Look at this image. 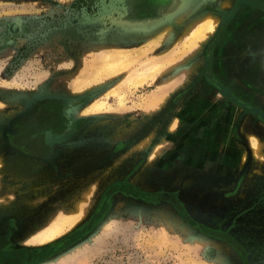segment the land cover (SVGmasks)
Instances as JSON below:
<instances>
[{"label": "rangeland", "instance_id": "1", "mask_svg": "<svg viewBox=\"0 0 264 264\" xmlns=\"http://www.w3.org/2000/svg\"><path fill=\"white\" fill-rule=\"evenodd\" d=\"M233 1L0 0V223L9 214L27 221L17 242L43 250L36 264H264V119L222 91L264 113V9L241 5L222 22ZM207 15L216 24L196 40ZM116 50L138 56L106 72ZM175 50L141 84L112 93ZM47 111L75 117L79 131L59 144L56 172L9 147L56 126ZM106 190L105 215L71 237ZM82 200L88 208L74 227L28 241Z\"/></svg>", "mask_w": 264, "mask_h": 264}, {"label": "flooded vegetation", "instance_id": "2", "mask_svg": "<svg viewBox=\"0 0 264 264\" xmlns=\"http://www.w3.org/2000/svg\"><path fill=\"white\" fill-rule=\"evenodd\" d=\"M248 2H252V5H246L248 7L258 8V9H264V0H248ZM235 16H233L230 19H226V21H230L234 19ZM223 27L220 26L219 29L215 32L214 38L209 44V52H208V60H210L213 57L212 50L213 48L220 44L223 39ZM210 63V61L208 62ZM209 73L207 72L208 76H211L210 68L207 66ZM207 70V71H208ZM228 91V95H231V97L235 100H238L239 104L243 103L244 101L239 100L236 95L232 93V91L227 88L226 86H222V91ZM58 103V102H57ZM251 109L257 110L258 112L263 113L261 109H259L256 106H248ZM256 113V112H255ZM57 112L53 113L52 111H47V116H49L50 120L53 121V123L56 124V126L52 125L50 128L45 129L42 131V133L39 135L37 132H32L30 134H22V138L27 142L28 146H23V148H20L18 146H15L14 144H10V148H15L19 152L24 153L25 155L29 156L30 159L33 160L36 165H34L35 168L39 169H53V171L56 172V169L58 167L57 165V158L60 157L59 155V144L62 142H65L67 140H70L72 138H75L79 131L77 130V127L75 125V117L69 118L66 114L60 113L62 115L57 119ZM59 115V116H60ZM31 116L25 114L22 118L23 121L29 120ZM58 120L61 121V124L58 125ZM49 132V135H46V133ZM56 133H62L65 135V139L62 141H55L54 135ZM40 143V144H38ZM28 171V170H27ZM108 190V189H107ZM107 190L102 194L100 197L95 210L90 215L86 225L82 228H79L75 230L71 237H74L77 233L80 232L83 228L86 226L92 227L94 224L99 220L98 216L105 215L107 209H104L105 202H106V196H107ZM118 193V192H117ZM122 193V189L121 192ZM113 196V195H112ZM124 196L136 198L133 194L125 192ZM264 205V204H263ZM24 219V218H23ZM20 217H16L14 214H9V216H6L4 219L1 220L0 223V264H36L39 259L43 255V250H33L28 249L26 245H23L19 242H17V237L21 236V233L24 228L22 226H26L27 221L23 220ZM18 233V234H17ZM20 233V234H19ZM60 246V243H56L51 248L56 249Z\"/></svg>", "mask_w": 264, "mask_h": 264}, {"label": "bare ground", "instance_id": "3", "mask_svg": "<svg viewBox=\"0 0 264 264\" xmlns=\"http://www.w3.org/2000/svg\"><path fill=\"white\" fill-rule=\"evenodd\" d=\"M233 2H235V0ZM229 11H230V9H229ZM227 14H229L228 16L230 18L233 13L231 14L230 12H227ZM204 19H205V21L201 25V29L199 28L198 31L194 35V38H196V40L197 39L201 40V41L204 40L205 37L208 35V32L210 33L211 30L214 28V26L216 24L215 17H213V16L210 17L209 15H207ZM203 29H204V31H203ZM192 39H193V37H192ZM191 43H193V41L191 39H189L187 42H183L182 46H180V48H179V51L183 52V50L184 51L188 50L186 48H189L191 46ZM177 47H175V48H177ZM116 51H115L114 54L111 53L110 55H106V56L104 55L105 58H104V62H102L101 68H105L106 72H107V70L108 71L111 70L110 73L120 72L128 64L133 63L135 61V59L137 58V56H138V53L137 52H133V51H123V52H121V51H117L116 52ZM177 52H178V50L171 51L166 56H163L162 58H160V57L154 58L152 61L147 63L145 66L137 68L136 70L131 72L129 76H127V77L123 78L122 80H120L118 82L117 86L115 88L111 89L112 93L113 94L114 93L120 94V91L125 86L129 85L130 83L135 84V86L141 84L145 80V78L147 77L146 75H151L154 71L159 70V68H162V67H160L161 63L164 62L165 59L166 60H168V59L170 60V59L174 58L173 55L176 56ZM163 58H164V60H163ZM175 59H173V60H175ZM162 66H164V65L162 64ZM110 73H108V75ZM94 78H92V79H94ZM162 90H163V88H162ZM162 90H161V92H159V93L156 92L157 94L155 93V94H152L151 96L148 97V101L150 102L151 105L155 106L156 104H159V102L161 100L160 99V94L162 93ZM98 102L100 103L101 101H98ZM92 103L93 102H91L88 105V108H86V110H85L86 112L95 110L97 105L94 104V103L92 104ZM250 138H251V145H252L253 148H255L254 150L256 151L257 148H256L255 137L254 136H250ZM84 200H82L81 202L78 201L79 203L76 205V207H75V209L73 211L68 212V213H61V214L54 215L53 218H51V220L49 221L50 222L49 225L44 227V228H42V229H40L35 234H33L30 238H28V241L31 242V243H34V244H45V243H48V242L52 241L56 237L60 236L61 233H63L65 231L71 229L72 227H74L82 219V217L85 215V212H86V210L88 208V204L89 203H88V201H84Z\"/></svg>", "mask_w": 264, "mask_h": 264}, {"label": "water", "instance_id": "4", "mask_svg": "<svg viewBox=\"0 0 264 264\" xmlns=\"http://www.w3.org/2000/svg\"><path fill=\"white\" fill-rule=\"evenodd\" d=\"M252 5L253 3L252 2H248V0H236L232 9L229 11L231 14L234 13L232 16L235 15L236 13V10L237 8H239L241 5ZM235 9V10H234ZM235 12H234V11ZM229 14H226L225 17L223 16V19H222V22L226 21V19L229 18L228 16ZM93 95H95V92H91V93H88L86 95H82V96H75V97H65V96H59V95H42V96H38L35 98V100H39V99H42V98H46V99H49V100H55V101H59L61 103H68V102H73V101H77L79 99H88L90 97H93ZM231 97V95H230ZM232 98V97H231ZM236 102H239L238 100L235 99ZM240 103V102H239ZM242 106H244L245 108L253 111V112H256L258 113L262 119H264V115L260 112H258L257 110H254V109H251L247 106H245V104L241 103ZM50 133L47 132L46 135H49ZM63 139H65V135L62 134V133H56L54 135V140L55 141H62Z\"/></svg>", "mask_w": 264, "mask_h": 264}]
</instances>
